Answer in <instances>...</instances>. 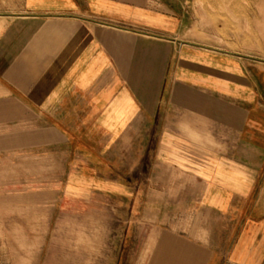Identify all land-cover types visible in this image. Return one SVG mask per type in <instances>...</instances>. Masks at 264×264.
<instances>
[{"label": "crops", "instance_id": "obj_1", "mask_svg": "<svg viewBox=\"0 0 264 264\" xmlns=\"http://www.w3.org/2000/svg\"><path fill=\"white\" fill-rule=\"evenodd\" d=\"M181 30L146 0H0V162L85 144L102 187L185 186L201 264H264V58Z\"/></svg>", "mask_w": 264, "mask_h": 264}, {"label": "rangeland", "instance_id": "obj_2", "mask_svg": "<svg viewBox=\"0 0 264 264\" xmlns=\"http://www.w3.org/2000/svg\"><path fill=\"white\" fill-rule=\"evenodd\" d=\"M146 1L176 13L186 39L264 58V0ZM78 131L89 143L97 129L84 121ZM98 134L101 148L105 131ZM84 150L68 145L65 166L33 154L3 157L0 264H27L32 253L33 264H201L196 240H204L199 231L208 223L191 212L184 185L161 193L147 185L143 198L137 185L107 189L91 180L107 179V168ZM118 173L127 182L138 170Z\"/></svg>", "mask_w": 264, "mask_h": 264}, {"label": "bare ground", "instance_id": "obj_3", "mask_svg": "<svg viewBox=\"0 0 264 264\" xmlns=\"http://www.w3.org/2000/svg\"><path fill=\"white\" fill-rule=\"evenodd\" d=\"M25 250V249H24Z\"/></svg>", "mask_w": 264, "mask_h": 264}]
</instances>
